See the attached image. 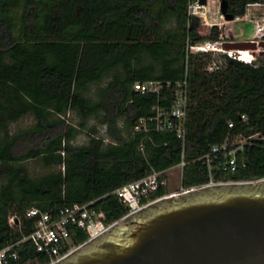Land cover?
<instances>
[{
	"label": "trees",
	"instance_id": "1",
	"mask_svg": "<svg viewBox=\"0 0 264 264\" xmlns=\"http://www.w3.org/2000/svg\"><path fill=\"white\" fill-rule=\"evenodd\" d=\"M226 1L235 16L251 3H264ZM188 5L189 0H0V246L33 230L34 219L26 216L32 205L49 209L95 200L114 222L128 211L115 189L181 161L176 132H133L140 117L172 98L166 88L141 92L133 87L136 80L177 81L189 70L185 186L209 181L205 155L213 144L229 134L264 135V59L200 52L187 63L189 39L219 35L218 25L202 32L200 17H190ZM212 61L217 65L209 69ZM69 111L77 121H67ZM28 113L34 122L11 132V124ZM92 117L98 122L90 124ZM100 126L106 127L103 133ZM80 129L89 130V139L75 144ZM238 143L231 140L232 146ZM236 156V170L215 160V180L264 177L263 138L251 137ZM30 159L54 168L32 175ZM16 248L25 261H46L28 241Z\"/></svg>",
	"mask_w": 264,
	"mask_h": 264
},
{
	"label": "water",
	"instance_id": "2",
	"mask_svg": "<svg viewBox=\"0 0 264 264\" xmlns=\"http://www.w3.org/2000/svg\"><path fill=\"white\" fill-rule=\"evenodd\" d=\"M221 11L235 18L226 0ZM259 45L264 47V39L226 43ZM51 264H264V177L160 197Z\"/></svg>",
	"mask_w": 264,
	"mask_h": 264
},
{
	"label": "built area",
	"instance_id": "3",
	"mask_svg": "<svg viewBox=\"0 0 264 264\" xmlns=\"http://www.w3.org/2000/svg\"><path fill=\"white\" fill-rule=\"evenodd\" d=\"M251 4L248 5L245 14L236 15L232 20L216 21L211 19L210 0H206V2L202 0H189V16L200 17V30H202L203 26H208L211 29L214 25H218L219 35L215 39H205L196 42H192L189 39L187 44V63L191 53L200 52H210L214 57L227 53L244 61H259L262 56L260 50L264 48L260 45L257 48L226 47L228 41H235L236 36L243 32L241 29L234 31L235 27L233 30H228L225 27L227 21H251L255 26V31L253 37L249 40L259 43L264 39L263 14H261L262 16H257L256 12L249 7ZM216 63V61H212L208 66L209 69H213L217 65ZM133 87L141 92L160 93L165 88L171 91L172 98H170V103L164 106L159 104L155 105L154 112L151 115L142 116L138 119L135 127H133V132L149 131L152 129L176 132L183 143L182 158L176 166L180 168L181 175L183 176V168L186 164V125L190 104L188 68L183 79L177 81L162 79L136 80L133 83ZM66 118L67 121H70V111ZM242 119L247 120L248 115L243 113ZM151 122L155 123L154 127H150ZM229 125L234 126V122L230 121ZM253 136L264 139V135H261L260 132L248 137L238 135L234 138L229 134L223 142L213 144L210 151L205 155V163L208 166L210 175L209 181L205 184L236 181L233 179L215 180L213 170L215 160L224 169L236 170L238 164L236 152L245 143L249 142ZM235 138L239 143L232 146L231 140H235ZM104 140L107 142L113 141L108 136L104 137ZM140 148L144 149L143 143L140 145ZM169 169L157 170L153 168L151 172L142 178L125 183L114 190L120 201L127 206L128 211L126 214L135 212L160 197L196 187L185 186L181 182L178 188L171 190ZM160 188H164L165 192L163 194L158 193ZM94 204L95 200L84 203L74 202L56 205L49 209H45L40 205L30 206L26 210V216L34 219L33 230L19 240L0 246V264H51L61 260L79 245L96 237L113 223L108 222L105 212L102 209H97ZM9 221L14 225L16 223V216L11 214ZM81 234L84 236L83 239L80 238ZM22 241H28L29 245L40 252L46 261H41L38 257L25 261L20 251L16 248Z\"/></svg>",
	"mask_w": 264,
	"mask_h": 264
},
{
	"label": "rangeland",
	"instance_id": "4",
	"mask_svg": "<svg viewBox=\"0 0 264 264\" xmlns=\"http://www.w3.org/2000/svg\"><path fill=\"white\" fill-rule=\"evenodd\" d=\"M211 7V6H210ZM253 10H255L256 15L257 16H262L261 14H263L264 17V5H258L256 7H253ZM212 11H218L222 13L221 11V0H216L215 4L212 5ZM264 23V20L262 21ZM230 24V30H233V27H236V25H240L243 26V28L245 29V33L243 35H241L238 40H249L253 37L254 35V31H255V26L251 21H236V22H229ZM240 29V28H239ZM203 30V28H202ZM237 28H234V31H237ZM238 37V36H237ZM260 52L262 53V56L260 57V59H264V48H261ZM70 119L77 121L76 115L73 112H70ZM33 121V117L31 115H26L25 117H23L22 119H19L15 122H13L11 124V127H13L14 130H17L21 127H27L30 124H32ZM98 122V119H96L95 117H92L90 119V124L96 123ZM100 129V133H103L104 131V127L100 126L98 127ZM89 130L88 129H80L77 134L76 137L74 138L73 142L75 144H82L88 141L89 139ZM28 166L30 168V171L32 173V175H40L52 168L46 167L42 161L40 159H30L27 161ZM169 175H170V189L174 190L176 188H178L181 185L182 182V175H181V170L178 166H174L172 168L169 169L168 171ZM1 182V180H0Z\"/></svg>",
	"mask_w": 264,
	"mask_h": 264
},
{
	"label": "crops",
	"instance_id": "5",
	"mask_svg": "<svg viewBox=\"0 0 264 264\" xmlns=\"http://www.w3.org/2000/svg\"><path fill=\"white\" fill-rule=\"evenodd\" d=\"M215 2H216V0H210V6H211L210 7L211 8L210 15H211V19L216 20V21H224V20H226L225 16L221 12H219V14H218V11H216V12L215 11H212V5L215 4ZM258 5H264V3L251 4L249 7H251V9L253 10V7H256ZM253 11H255V10H253ZM244 21L246 22L247 20H244ZM240 22H242V21H240ZM225 27H227V29L230 30V27L231 26L229 24V21H227L225 23ZM232 27L234 28V26H232ZM235 28H237V29L240 28L243 31L241 34H238L237 35L238 37L236 36V40H238V38L245 33V29L243 28V26H240V25H236ZM201 31L204 32V33H207V32L210 31V28L208 26H203V30H201ZM28 114L33 117V121H32V123H33L34 122V116L31 113H28ZM28 114H26V115H28ZM26 115L22 116L20 119H22ZM27 127H21V128H19L17 130H14L13 127H10L11 128L10 130H11V132H18V131H20L22 129H25Z\"/></svg>",
	"mask_w": 264,
	"mask_h": 264
}]
</instances>
